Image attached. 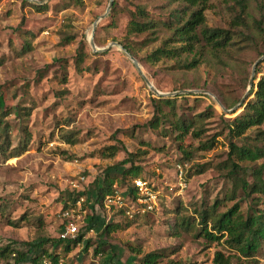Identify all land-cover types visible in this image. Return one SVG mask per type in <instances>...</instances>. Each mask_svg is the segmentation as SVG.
<instances>
[{
    "label": "rangeland",
    "instance_id": "1",
    "mask_svg": "<svg viewBox=\"0 0 264 264\" xmlns=\"http://www.w3.org/2000/svg\"><path fill=\"white\" fill-rule=\"evenodd\" d=\"M108 1L46 0L47 8L38 10L28 1L30 5L21 0H0V105L24 107L21 112L26 114L19 116L31 133L26 152L0 159V246L11 241L22 246L51 238L56 240L61 261L72 264H108L111 256L114 264H139L149 252L159 254L155 264H214L216 252L230 256V264H264V246L255 256L244 257L229 251L222 240L210 241L197 234L198 223L193 228L180 225L181 217L194 218L195 210L216 198L223 202L219 210L237 203L243 213H249L250 199L245 197L240 179L230 171V138L224 127L242 107L225 112L205 93L170 97L176 99L174 106L161 108L167 120L151 128L148 122L156 113L153 98L158 96L119 49L96 53L90 47L92 23L104 14ZM243 1L245 27L238 26L231 33V42L237 43L224 50L200 43L195 55H182L188 60L199 58L191 69L178 68L173 58L157 62L143 59L170 38L171 31L161 24L177 6L169 0H114V6L96 26L94 42L98 47L113 41L129 44L142 70L161 92L206 90L231 109L247 91L254 62L264 55V0ZM134 5L144 7L158 27L126 37L128 10ZM233 5L234 0H209L204 10L205 25L229 29ZM25 42L30 45L28 49L23 48ZM258 68L264 71V60L257 63ZM260 75H254V82ZM250 98L247 95L243 102ZM206 110L212 115L202 121L204 131L199 136L192 133L193 129L182 133L171 124L173 113L191 119ZM7 119L14 126L15 145L20 122L14 111ZM261 132L264 125L231 140L238 146L260 144ZM70 133L77 138L75 144L64 139L63 134ZM213 139L211 149H201L205 141ZM110 145L119 150L105 157ZM127 152L136 153L134 161L141 166V173H154L161 192L167 195L161 208L103 237L99 232L108 218L90 196L86 208L94 221L89 223L86 216V226L93 232L86 238L91 243L86 248L82 242L64 252L66 243L58 241L64 192L70 191L80 177H84V186L91 184L107 167L126 158ZM178 159L186 161L188 177L184 175L183 189L175 172ZM237 162L244 169L240 177L252 183L264 158ZM200 166L204 171L197 173ZM126 179L129 184L130 178ZM100 242L111 245V251L106 247L104 254L95 255ZM47 247L54 248L50 244Z\"/></svg>",
    "mask_w": 264,
    "mask_h": 264
},
{
    "label": "trees",
    "instance_id": "2",
    "mask_svg": "<svg viewBox=\"0 0 264 264\" xmlns=\"http://www.w3.org/2000/svg\"><path fill=\"white\" fill-rule=\"evenodd\" d=\"M21 1L30 5L26 0ZM74 1L79 2L80 0ZM169 1L176 3L177 6L169 12L167 20L161 22V24L171 31L170 38L165 39L155 50L144 55L143 59L148 62H157L161 58H173L178 61L177 66L180 69L194 68L198 65L199 58L193 56L188 60L187 58H183L182 55L185 53H193V55H195L196 47L200 43H204L211 49L224 50L230 43L231 45L237 43L236 41L231 42L233 38L231 34L232 31L238 26L245 27V21L242 17L245 9L243 0H234V5L231 7L234 14L231 18L229 29L210 28L205 25L204 10L209 0ZM31 5L38 10L47 8L46 4ZM113 6L114 3L112 7ZM128 13L129 20L126 24V37L129 35L152 32L158 27V22L151 18L147 10L140 5H134L132 9L128 10ZM239 35L243 36V38H248V36L242 32H239ZM119 43L133 56L137 57L129 44L124 42ZM29 47L30 45L28 42L23 44L24 49H28ZM80 55L81 54H79V56ZM259 73H261L259 79L253 82L248 92V97L251 96V98L243 102L240 106L242 107V111L231 120H226V122H224V127L230 138L228 143L230 148L228 152V159L231 166L230 171L235 179H240L242 191L245 197L250 199L248 207L250 208L249 213H243L237 203H233L224 210H219L218 206H221L223 202L222 200L219 202L216 198L212 204H207L206 206L201 205L199 209L195 210L194 218L191 216H183L180 219V225L185 228L196 227L195 224L198 223L199 227L197 234L202 233V235L210 241L222 240L229 251H233L234 254L237 253L244 257L255 256L264 246V163L255 170L254 181L248 183L243 176L240 177V172L244 169L237 161H255L259 158H264V133H260V144H249L246 142L238 146L232 142L231 139L244 137L249 129L264 125V71L258 68L255 74ZM175 101V98H153L156 113L148 122L151 128H158L160 123L167 120V116L161 112L162 105L172 108ZM222 103L225 105L224 101H222ZM24 109L25 108L20 105L7 108L0 105V159H6L10 156H19L28 150L31 141V133L28 127L21 122L19 116L21 113H25L21 112ZM13 111L17 114L18 121L20 122L18 124L19 136L15 145H13L12 139L14 126L10 124V121L7 119ZM211 115L212 113L210 110H206L205 112L196 114V118L193 117L188 119L181 118L173 113L171 124L182 133H187L189 130L193 129L192 133L199 136L204 131L202 121L211 117ZM63 136L69 144H75L77 141L74 134H63ZM255 139L258 140V138ZM213 145L214 139L208 140L202 144L201 149L208 150L211 149ZM118 150V146L110 145L106 147V151L103 155L105 157H112ZM183 153L189 154L186 150H183ZM135 157L136 153L127 152L126 158L113 166L107 167L102 173V176L94 179L91 184L90 182L87 183L83 191L75 189H71L70 191L66 190L64 192L66 199L61 209L74 203L80 196H84L86 200H88L90 196H94V202L99 205L100 209H103V199L108 194H112V186L115 182L123 186L127 177L131 179L141 176L145 179H155L153 177L154 173L148 174L145 171L141 173L142 168L135 163ZM180 159H178L176 163L184 165V171L186 173H184V175L186 176V161ZM125 164H129V166L125 168ZM203 171V166L196 169L197 173H202ZM131 190L132 189L129 191ZM252 195L256 196L253 197ZM166 196V194L161 193L159 197L160 208ZM259 203H261V206H257ZM148 214L150 213L143 216L147 217ZM143 216H136L134 219L130 220L125 217L122 209L113 208L111 211L112 220L101 226L99 235L107 237L113 230L123 225L127 226ZM87 217H89V214H87ZM92 221H94L93 216L89 217V223ZM62 225L63 221L60 223V229ZM90 226H93V224H90ZM84 235L85 232L82 230L73 240L63 241L58 236V241L66 243L63 249L64 252H69L73 246L81 244L82 242L87 248L91 240L85 238ZM48 244H50L51 248H54L49 250L47 247ZM21 245L22 246H19V244L11 241L0 246V264H43V262H46V264H72V262L61 261L60 254L56 249L57 245L55 239H40L32 242H24ZM106 247L111 251L112 246L107 244V242L97 243L94 254H104V252L107 251ZM158 257L159 254L156 252H149L142 256L139 264H155ZM107 261L108 264H114L112 256ZM213 262L214 264H230V256H225L221 252H216Z\"/></svg>",
    "mask_w": 264,
    "mask_h": 264
},
{
    "label": "built area",
    "instance_id": "3",
    "mask_svg": "<svg viewBox=\"0 0 264 264\" xmlns=\"http://www.w3.org/2000/svg\"><path fill=\"white\" fill-rule=\"evenodd\" d=\"M175 172L181 186L185 187L184 181V165L177 163L175 165ZM84 177L72 183V189L83 191ZM112 194L105 196L102 202L103 212L108 218V222L112 220V209H122L124 215L128 219H134L136 216H143L147 213L156 212L159 209V197L161 195L160 186L156 179H145L141 176L134 177L120 186L115 182L112 186ZM132 189L131 191H129ZM97 207L100 209L99 205ZM86 199L80 196L74 203L68 205L66 208L60 209V217L63 225L59 232V238L63 241L75 239L80 232H85L86 238L93 232L92 227L86 226ZM82 229V230H81ZM46 264V262H43Z\"/></svg>",
    "mask_w": 264,
    "mask_h": 264
},
{
    "label": "water",
    "instance_id": "4",
    "mask_svg": "<svg viewBox=\"0 0 264 264\" xmlns=\"http://www.w3.org/2000/svg\"><path fill=\"white\" fill-rule=\"evenodd\" d=\"M28 2L34 3V4H44L46 2V0H26ZM113 1L114 0H109L108 1V5L107 8L104 12V14L98 16L94 22L92 23V29H91V34L89 37V44L91 49L93 50V52L96 53H100V52H104L106 50H108L111 47H116L117 49L120 50V52L126 57L128 58L133 66L135 67V69L137 70L138 74L141 76V78L143 79V81L145 82V84L148 86V88L158 97L160 98H170V97H175V96H180V95H190L191 93H205V94H209L210 96H212L217 103L220 105V107L222 108L223 111L225 112H234L237 108H239L241 106V104L243 103V101L245 100V98L248 95L249 89L251 88L253 82H254V75H255V69H256V65L259 61L264 60V55L261 56L260 58H258L252 67V71H251V76L249 78L248 81V88L246 93L244 94V96L241 98V100L238 102V104H236V106H234L231 109L225 108L223 106V104L221 102H219L215 96H213L210 92L206 91V90H188V89H182V90H178V91H173V92H161L159 91L154 84L148 79V77L146 76V74L144 73V71L142 70V67L139 63V61L137 60V58L135 56H133L122 44H120L119 42L113 41L109 44H107L106 46L103 47H98L95 42H94V37L93 34L95 32L96 26L98 24V22L104 18L105 16H107V14L109 13L110 9L112 8L113 5Z\"/></svg>",
    "mask_w": 264,
    "mask_h": 264
},
{
    "label": "bare ground",
    "instance_id": "5",
    "mask_svg": "<svg viewBox=\"0 0 264 264\" xmlns=\"http://www.w3.org/2000/svg\"><path fill=\"white\" fill-rule=\"evenodd\" d=\"M221 108V107H220ZM222 109V108H221Z\"/></svg>",
    "mask_w": 264,
    "mask_h": 264
}]
</instances>
